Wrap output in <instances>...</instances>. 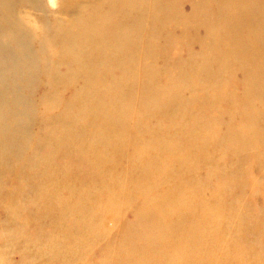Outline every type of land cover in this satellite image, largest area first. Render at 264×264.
<instances>
[{
	"label": "bare ground",
	"instance_id": "bare-ground-1",
	"mask_svg": "<svg viewBox=\"0 0 264 264\" xmlns=\"http://www.w3.org/2000/svg\"><path fill=\"white\" fill-rule=\"evenodd\" d=\"M17 4L0 0V264H264V219L225 204L221 157L204 178L191 159L212 133L264 181V0H78L39 25ZM37 85L56 111L25 157Z\"/></svg>",
	"mask_w": 264,
	"mask_h": 264
},
{
	"label": "rangeland",
	"instance_id": "rangeland-1",
	"mask_svg": "<svg viewBox=\"0 0 264 264\" xmlns=\"http://www.w3.org/2000/svg\"><path fill=\"white\" fill-rule=\"evenodd\" d=\"M78 0H37L34 3V6L31 4L29 0H18L17 6H13V11L17 15L21 17V19H24L26 23L28 24H52L54 21L55 17H61L63 15V9L65 7H68L70 5L73 6L75 2ZM76 6V5H74ZM26 18H30L33 23H29L30 21ZM38 25H33L32 29L37 33L38 31H41L43 28L38 29ZM31 44V43H30ZM32 45H34V48L36 49L37 43L34 40ZM43 56H47L46 54L42 53ZM42 56V57H43ZM44 80V76L41 75L40 78L38 76L37 81L40 83V81ZM22 82V80H20ZM43 85V81L41 83ZM37 85L34 87V91L31 90L29 92H26L25 90V95L29 97V104L31 106V112L32 116L30 121V132L32 136L34 137L31 141H27L24 143V156L29 157V153L31 152V147H34L36 145L35 138L39 134V137L42 135L44 132V136L46 135V131L50 130L49 125L46 127L44 126L45 124L42 123L43 118L51 115V113H54L56 111L55 108H50V111L47 109L46 103L43 101V91H42V86ZM3 89L2 86H0V97H4V93L1 91ZM189 93V92H188ZM66 90L64 92V89L60 93V96L62 98H66ZM164 96V94H163ZM167 97V94L165 95ZM49 101V100H48ZM57 101V100H56ZM50 104H52L49 101ZM76 111V108H68V112L73 113ZM206 114L210 116L212 114L211 110L208 109ZM175 117L176 121H183L179 117ZM154 119V118H153ZM151 121V125H156L157 121L160 119V117H155L156 120ZM195 121V119L193 120ZM192 119H186L183 122L185 124H191ZM149 124V133H147V137L150 135V126ZM227 127V125H225ZM224 125H220V129H225ZM205 137V135L203 134ZM186 135L182 136L181 140L186 144L185 141ZM214 136L212 133L208 134V137H205L203 139L204 142H208V153L206 156H201L200 153L195 152L192 156L191 159L193 162H196L198 165H195L193 167V170H198V172L201 174V177L204 178L205 176V168L208 169L205 165L208 163L209 159H211V162L215 159V156L221 157L215 164H218V168L216 170H212L211 175L214 179H216L214 182L221 184V185H226L227 190L223 196L224 202L226 205H235L239 206L241 208V211H249L251 213L250 216L246 217L247 219H250L253 224L260 225L259 221L260 219H264V181L262 180L259 169L257 168V164H248V161H244L243 155L238 154L235 155L233 154V151L230 149H225L224 152H227L223 154L222 152L218 151V148L215 144L209 143L213 142ZM35 141V142H33ZM35 143V144H33ZM181 143V141L179 142ZM186 152V151H185ZM200 152V151H199ZM205 152L206 151H202ZM247 153V152H245ZM233 154V155H232ZM215 155V156H214ZM48 156L50 159H52L54 164H58V166H61V163L63 162V158L60 154L59 151H54L52 153H48V149L45 153L46 157ZM7 159V158H6ZM75 159H79L75 156ZM238 160H243V162H240ZM184 162V160H183ZM214 164V166H215ZM6 165V163L4 164ZM248 166L247 169L248 171H245L244 166ZM74 168L77 169L79 173H81V177L85 178L87 176L88 171H94V169H91L93 167L92 165L86 164L83 166H73ZM216 168V167H215ZM22 177L24 180H27V175H28V168H22ZM190 171V170H189ZM35 173V172H33ZM12 174V173H11ZM190 174V172H189ZM7 176V175H6ZM4 175L0 176V187L6 189L8 186L10 187V181H11V176L13 175H8L9 177H6ZM36 177V175H35ZM226 178V182L225 181ZM213 179V180H214ZM224 189L222 188L220 192L222 193ZM67 194V193H66ZM215 195V194H214ZM214 198V196L212 197ZM233 202V203H232ZM237 204V205H236ZM130 213V214H129ZM5 217V215L3 214ZM128 217H132V212H128ZM0 218H1V213H0ZM262 230H261V242L264 245V225H262ZM103 252V247L101 242H97L92 245V250H91V257L93 258V262H96L100 258V254ZM21 259L20 253L13 252L11 255V260L8 261L7 264H17ZM57 264H60V261L57 262Z\"/></svg>",
	"mask_w": 264,
	"mask_h": 264
}]
</instances>
